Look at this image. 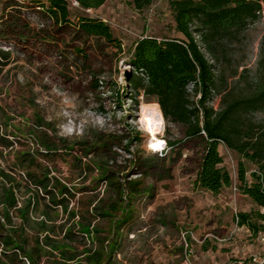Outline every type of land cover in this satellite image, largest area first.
Segmentation results:
<instances>
[{
	"label": "rangeland",
	"instance_id": "obj_1",
	"mask_svg": "<svg viewBox=\"0 0 264 264\" xmlns=\"http://www.w3.org/2000/svg\"><path fill=\"white\" fill-rule=\"evenodd\" d=\"M29 7L0 23V264H184L185 244L195 264L194 249L201 255L213 242L209 254H224L238 239L259 251L264 221L256 235L234 222L235 212L257 209L233 190L238 164L248 181L254 165L220 145L231 185L217 195L200 190L202 142L163 118V149L151 151L139 123L142 106L157 103L130 83V51L141 37L178 36L167 0L143 11L132 0H106L85 13L110 27L121 50L78 31L73 3L71 26ZM263 37L261 18L215 53L197 38L217 80L209 106L251 90ZM188 94L195 102L192 86ZM247 120L264 125V111ZM233 230L227 243L204 241Z\"/></svg>",
	"mask_w": 264,
	"mask_h": 264
},
{
	"label": "trees",
	"instance_id": "obj_2",
	"mask_svg": "<svg viewBox=\"0 0 264 264\" xmlns=\"http://www.w3.org/2000/svg\"><path fill=\"white\" fill-rule=\"evenodd\" d=\"M154 1L132 0V5L143 11ZM73 2L82 13L75 23L77 30L121 50L110 27L102 19L85 14L86 10L99 9L106 0H32L28 5L32 10L37 7L57 24L71 26L69 16ZM167 2L178 36L138 39L130 51L129 65L133 68L130 83L138 93L156 99L166 121L185 125L186 137L202 142L194 180L196 188L217 195L222 188L231 185L229 173L221 166L220 145L254 165L248 181L246 167L242 162L238 164L237 191L248 197L257 209L239 213L237 225L256 235L262 229L258 223L264 221V213H261L264 210V125L248 121L247 116L264 111V37L258 78L251 90L243 95L227 93L221 99L219 110L208 105L217 80L197 38L208 52L215 53L222 40L234 38L250 24L264 19V0ZM189 86L197 96L195 102L189 100ZM174 145L167 142L168 148Z\"/></svg>",
	"mask_w": 264,
	"mask_h": 264
},
{
	"label": "crops",
	"instance_id": "obj_3",
	"mask_svg": "<svg viewBox=\"0 0 264 264\" xmlns=\"http://www.w3.org/2000/svg\"><path fill=\"white\" fill-rule=\"evenodd\" d=\"M29 1L32 0H0V23H2V17H3V13H8L12 8L14 9V4L17 3V10H19V12H23L27 9V7L29 6ZM102 7V6H101ZM100 7V8H101ZM15 12V14H14ZM19 12L17 11H10L9 13H11L12 15L10 16L11 22L13 21L14 23L18 21L19 19ZM5 18H7V15H4ZM238 227V226H237ZM241 228H244V226H242ZM239 230V229H238ZM235 233V232H234ZM232 240V239H231ZM248 242V240H246ZM246 241L244 242L241 239H238V242H235L233 244H228V246H224L228 249H230V247H232L233 245L236 246L234 248L233 251H235V253L233 251H229L227 253L224 254H219V251L216 250L215 252V256H211L209 254V250H212L213 246H215L216 244L213 242H207L206 243V247H203L202 250H205V252H202L201 255H199L197 253L198 249H194V257L192 256V259H195V264H239L238 262L240 260H245L244 264H250L248 258L249 256H251L252 254H260L263 252L264 248L263 246L259 243L260 245V249L259 251H254V252H250V249L248 247H246ZM215 244V245H214ZM219 245V244H218ZM232 249V248H231ZM248 250V251H247ZM248 252V253H246ZM232 254H235L234 256ZM145 264V263H142ZM155 264V263H153Z\"/></svg>",
	"mask_w": 264,
	"mask_h": 264
},
{
	"label": "bare ground",
	"instance_id": "obj_4",
	"mask_svg": "<svg viewBox=\"0 0 264 264\" xmlns=\"http://www.w3.org/2000/svg\"><path fill=\"white\" fill-rule=\"evenodd\" d=\"M139 123L150 137L149 148L152 150H162L164 142L157 136L164 130V120L157 104H144L141 109ZM159 145V148L156 147Z\"/></svg>",
	"mask_w": 264,
	"mask_h": 264
},
{
	"label": "built area",
	"instance_id": "obj_5",
	"mask_svg": "<svg viewBox=\"0 0 264 264\" xmlns=\"http://www.w3.org/2000/svg\"><path fill=\"white\" fill-rule=\"evenodd\" d=\"M73 4L75 6H77V4L75 2H73ZM87 11L88 10H86V12ZM262 16L264 18V12H262ZM233 190L237 191V187H236L235 184L233 185ZM262 213H264V210L262 211ZM234 222H235V224L237 226V223H238V213L237 212L234 213ZM234 232H235V230L231 231L230 234L228 235V237H224V238H218V237L208 233V234H205L204 241L205 240L206 241L209 240V241H214V242L220 243V244L227 243V242H229L232 239V237L234 235ZM185 234H187V233H185ZM188 234L192 235L191 233H188ZM257 237H258L259 243L264 248V233H262V232L258 233ZM248 260H249L250 264H264V250L260 254H252L251 256H249ZM183 262H184V264H192L191 260H190V254L187 252V245L186 244H185ZM244 262H245V260H240L238 263L239 264H244Z\"/></svg>",
	"mask_w": 264,
	"mask_h": 264
},
{
	"label": "clouds",
	"instance_id": "obj_6",
	"mask_svg": "<svg viewBox=\"0 0 264 264\" xmlns=\"http://www.w3.org/2000/svg\"><path fill=\"white\" fill-rule=\"evenodd\" d=\"M157 148H159V145H156Z\"/></svg>",
	"mask_w": 264,
	"mask_h": 264
},
{
	"label": "water",
	"instance_id": "obj_7",
	"mask_svg": "<svg viewBox=\"0 0 264 264\" xmlns=\"http://www.w3.org/2000/svg\"><path fill=\"white\" fill-rule=\"evenodd\" d=\"M127 78V77H126Z\"/></svg>",
	"mask_w": 264,
	"mask_h": 264
}]
</instances>
